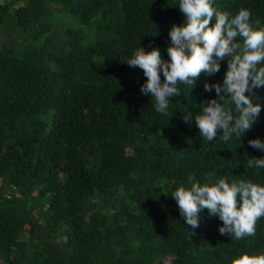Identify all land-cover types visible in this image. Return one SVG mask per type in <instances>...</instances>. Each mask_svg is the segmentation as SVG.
Listing matches in <instances>:
<instances>
[{
	"label": "trees",
	"instance_id": "trees-1",
	"mask_svg": "<svg viewBox=\"0 0 264 264\" xmlns=\"http://www.w3.org/2000/svg\"><path fill=\"white\" fill-rule=\"evenodd\" d=\"M175 3L0 0V264H229L264 253V217L241 239L220 234L206 209L192 229L168 194L193 176L264 183V169L247 166L264 156L247 143L264 140V86L253 89L261 112L240 141L209 143L182 117L215 97L202 83L221 81L226 60L180 86L170 117L140 93L142 70L121 61L138 45L168 58V29L183 21ZM213 6L246 8L264 25V0ZM64 13L101 37L83 46Z\"/></svg>",
	"mask_w": 264,
	"mask_h": 264
},
{
	"label": "clouds",
	"instance_id": "clouds-1",
	"mask_svg": "<svg viewBox=\"0 0 264 264\" xmlns=\"http://www.w3.org/2000/svg\"><path fill=\"white\" fill-rule=\"evenodd\" d=\"M174 6L183 14V21L168 29V58L162 57L159 47L146 51L138 45L121 61L142 70L146 79L139 85L140 93L154 99L158 114L170 117V98L183 93L180 86L189 91L201 74L211 77L226 60L221 81L205 79L202 83L203 91L214 90L215 97L202 100L197 114L184 111L182 119L194 125L206 142H228L234 137L240 141L261 112L252 93L264 86V25L259 20L253 23L246 8L233 14L215 8L213 0H176ZM247 143L264 152V140L254 138ZM247 166L264 169V156H248ZM168 194L192 229L199 226V213L206 209L209 216L223 222L220 234L241 239L254 235L257 220L264 217V183L229 180L224 175L201 182L193 176L188 186L178 185ZM229 264H264V253L238 252Z\"/></svg>",
	"mask_w": 264,
	"mask_h": 264
},
{
	"label": "rangeland",
	"instance_id": "rangeland-1",
	"mask_svg": "<svg viewBox=\"0 0 264 264\" xmlns=\"http://www.w3.org/2000/svg\"><path fill=\"white\" fill-rule=\"evenodd\" d=\"M62 18L66 20V23L64 24L65 27L80 29L84 32L85 36H84V41L82 43L83 46L90 45L95 40L101 37V35L97 33L96 28L92 23H89L87 25H82L75 16L69 15L67 13L62 14Z\"/></svg>",
	"mask_w": 264,
	"mask_h": 264
}]
</instances>
